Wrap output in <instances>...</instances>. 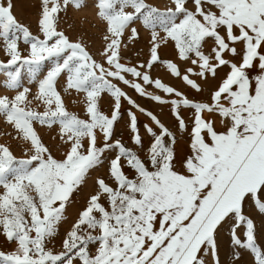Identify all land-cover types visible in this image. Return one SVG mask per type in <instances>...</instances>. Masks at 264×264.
I'll return each mask as SVG.
<instances>
[{
  "label": "snow or ice",
  "instance_id": "6c2138e0",
  "mask_svg": "<svg viewBox=\"0 0 264 264\" xmlns=\"http://www.w3.org/2000/svg\"><path fill=\"white\" fill-rule=\"evenodd\" d=\"M70 6L79 9L82 0H41L35 35L15 18L11 0H0V52L7 57L0 69L4 86L15 92L0 95V118L24 144L18 157L0 143V237L15 245L0 250V264H221L225 230L232 264L240 260L236 249L264 264L256 239V220L264 227V0H170L164 10L146 0H96V16L106 26L100 61L58 30V15ZM137 22L150 33V55L130 66L120 49L126 32L128 41L138 38ZM169 42L188 65L183 72L158 55ZM45 62L50 66L39 78ZM156 63L196 93L216 81L208 100L153 78ZM22 70L36 85L34 94L22 84ZM62 76L64 92L83 94L86 118L66 109L57 90ZM120 85L168 107L178 131L188 134L190 154L179 171L176 135ZM102 94L112 101L110 114L99 107ZM33 100L43 111L30 107ZM182 111L191 113L188 122ZM137 112L146 118L142 126ZM122 119L132 145L144 150L148 139L143 158L113 138ZM37 124L58 128L52 139L64 147L62 158L45 145ZM107 152L114 153L112 183L96 179L95 193L54 251L48 245L71 197Z\"/></svg>",
  "mask_w": 264,
  "mask_h": 264
},
{
  "label": "rangeland",
  "instance_id": "374dc122",
  "mask_svg": "<svg viewBox=\"0 0 264 264\" xmlns=\"http://www.w3.org/2000/svg\"><path fill=\"white\" fill-rule=\"evenodd\" d=\"M12 2V13L15 18L25 26L29 27L30 31L35 35H40L38 31V21L40 18L41 11V0H11ZM146 2L152 4L153 6L164 10L167 6L170 5V0H146ZM96 0H82L83 6L79 9L75 7H68L66 11L59 13L58 15V30L63 31L70 40L81 42L87 49V51L98 61L101 60L100 52L103 50L105 41L103 36L105 35V24L101 22L96 16L95 8ZM191 7V5H190ZM138 30V38L134 41H128L127 37L129 33H125L123 37V43L120 49V55L122 57V62L129 64L130 66H135L140 63H146L149 58V48L148 43L150 39V33L145 29L139 22L134 25ZM126 45V47L124 46ZM21 50L25 46L21 43ZM239 47V45H237ZM205 51H207V45H205ZM26 54V53H24ZM158 55L161 60H172L174 63H177L178 67L183 70L188 66L184 61H181L178 57V54L174 48V45L169 42L166 45H162L158 49ZM7 57L0 52V61H6ZM50 64L45 62V67L39 74V78H42L47 67ZM222 70L219 75H223ZM4 69H0V95H8L9 97L13 96L15 92L4 86ZM22 84L26 87L32 89L34 94L37 89L35 83L29 84L26 72L22 70ZM150 74L153 78H160L162 82L168 83L170 86L176 87L178 90L185 91L186 95L189 98H193L199 101H207L209 98V92L213 89L216 81L209 80L207 84H203L202 87L204 91L201 93H196L194 90H187L183 86L182 82L175 77H171L170 73L167 72L166 68L161 63H156L153 68L150 70ZM131 79V77H127ZM129 96L141 104V106L153 111L154 114L162 120V122L171 130L177 137V143L174 146L175 148V164L176 168L179 171L181 161L184 160L190 154V138L187 133H181L178 131L177 122L169 114L168 107H161L155 102L149 101L147 98H141L134 92V90L127 88V86L120 85ZM65 87V78L62 76L58 78L57 90L60 91L64 105L66 109L70 112H74L79 115L81 118H86L84 113V103H83V94H78L75 90H69L64 92ZM148 91H153L151 87L148 88ZM156 94H160L158 90H155ZM29 99H32V96H29ZM112 101L107 94H102V98L99 101V107L102 112L105 114H110ZM36 111H43V104L40 101L33 100L30 105ZM130 106L127 105V102L123 103L122 111L125 112ZM135 111V110H134ZM185 116L186 122L187 117L191 115L190 112L181 113ZM138 121L142 126L146 122V118L137 112ZM190 123V122H189ZM38 134L41 136L43 142L46 146L50 148L53 155L56 158H62L61 153L64 151V147L58 144V141L53 140L52 137L57 134L58 128L54 126L52 129L47 128L46 126L35 125ZM215 127L217 131L223 130L222 125L219 122V119H216ZM141 132L143 135V129L141 127ZM14 130L8 126L2 118H0V143L6 144L10 147L13 153L16 156H21L24 150V144L18 140L13 139ZM114 139H121L122 143L125 146L132 148L134 151H137L138 155L142 158L144 156V150L147 149L149 141L147 138L144 139V150L137 148L132 145L130 142V133L125 126V121L122 119L115 125V134ZM102 143V140L98 139V144ZM111 158H114L113 152H107L104 154V162L89 171L87 179L83 185L80 186L79 190L76 191L71 197V202L67 206L65 213L66 220L59 225V234L55 237L52 244H49L48 247L53 248L54 251L60 250L61 242L65 231L70 227L71 223L74 222L80 210L86 206V201L91 194H94L96 191V179L102 178L109 184L112 183L108 175V162ZM124 171L128 175H132V172L127 167L124 168ZM257 229H256V239L259 246L264 250V227L260 225L259 220H256ZM220 244V260L221 264H232V251L230 244V235L227 230L223 231L222 235L219 238ZM14 244H9L5 242L3 237H0V250L10 251L14 249ZM240 252V260L236 264H254L253 257L249 252L243 249H236Z\"/></svg>",
  "mask_w": 264,
  "mask_h": 264
}]
</instances>
